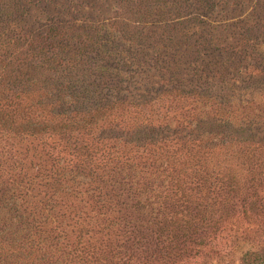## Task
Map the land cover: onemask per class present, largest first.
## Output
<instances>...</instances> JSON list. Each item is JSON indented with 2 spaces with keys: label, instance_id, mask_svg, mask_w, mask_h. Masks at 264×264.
I'll use <instances>...</instances> for the list:
<instances>
[{
  "label": "rangeland",
  "instance_id": "obj_1",
  "mask_svg": "<svg viewBox=\"0 0 264 264\" xmlns=\"http://www.w3.org/2000/svg\"><path fill=\"white\" fill-rule=\"evenodd\" d=\"M1 5L8 14L0 23V98L33 83V75L38 81L21 105L0 110V120L12 114L11 128L28 120L46 125L49 109L39 104L68 81L73 94L89 90L80 103L97 100L88 86L94 82L103 95L127 85L132 95L116 91L125 103L89 134L56 127L22 140L0 130V264H239L264 250V51L249 46L264 44V27L250 31L261 17L264 23V0ZM239 18L244 50L229 26ZM35 38L66 67L47 60L40 67L38 52L28 56ZM80 42L76 51L67 46ZM22 59L37 69L29 73ZM101 69L114 78H100ZM245 71L258 77L242 90L234 81L246 82ZM113 125H146L171 139L138 147L133 136L111 140ZM186 134L207 136L173 140Z\"/></svg>",
  "mask_w": 264,
  "mask_h": 264
},
{
  "label": "trees",
  "instance_id": "obj_2",
  "mask_svg": "<svg viewBox=\"0 0 264 264\" xmlns=\"http://www.w3.org/2000/svg\"><path fill=\"white\" fill-rule=\"evenodd\" d=\"M183 8H185V7H183ZM259 8H260V6H258V9ZM0 10H1L0 23L3 24V21L4 22L7 21V20L3 19V17H2L3 14L4 15L8 14L6 6L4 7V5H1V9ZM17 10H18V8H17ZM262 10H263V8H261V11ZM22 14H23V12H22ZM257 16H259V14H256V17ZM262 18L263 17L260 18V21L262 20ZM230 20L231 19H228V21H230ZM238 20H240V18L237 19V20H234L235 21L234 23L230 21L229 22L230 23L229 26H231V28L235 30V35H237V41L238 42H237L236 45L241 44L240 46H237V47L240 48V50H244V47L242 46V42L247 43L249 41H247L244 38H242L241 40H238V39L241 38V37H239V35L243 36L241 34H244V33L241 32V30H243V27H241L240 25L245 20L241 19L240 22H238ZM260 21L257 20L256 21L257 22L256 25H253L250 28V31L253 32V31L259 30L260 28H263L264 27V23L261 25ZM51 22H53V21H49V23H51ZM182 22L185 23L184 21H182ZM155 27L162 29V31H164V32L166 31V30L163 29L162 25H159V26L155 25ZM50 28H51V30H50L51 33L56 34L59 31V33L61 35V30L58 29L57 27H54V26L50 25ZM237 29H238V31H237ZM29 32L25 31L24 34H29ZM20 37H21V39L23 38L26 41L29 36L24 35V36H20ZM180 37H182V36H180ZM21 39H18V40H21ZM235 40H233V41H235ZM32 42L35 43L33 45L34 48H32L33 50H31L29 48V51L27 49V51L29 53H31L28 56L32 55L34 57L35 56V52L36 53L38 52L40 55H36V56H40V60H38L40 62V67L41 66H45L47 63H49V62H45L46 60L54 62L55 64H57V67L58 66L66 67L65 61H63V59H59L57 57L56 53L54 54V56L48 55V54H50L51 51L48 48L44 49V46H46V44L38 42L37 38H35L32 41H30L29 44H31ZM260 44H252V43L249 42V46L257 48L258 52L264 51V46H263L264 44L263 43H260ZM26 45H27V43H26ZM67 46L69 47V49L74 48V50H72V51H76L77 50L76 47H78V50H79V48L82 49V47H83L81 42L80 43H76L74 46H70V45H67ZM52 47L54 49H51V50L57 49V46H55L54 44L52 45ZM97 47L100 48L99 45H97ZM240 50H239V52H240ZM2 51L4 52V50L0 49V52H2ZM242 55H243V51L239 53V56H242ZM0 57L5 58L6 56L0 54ZM61 57H62V55H61ZM150 59L151 60L154 59V62H156V63H158L156 60H159V58H156L155 56H152ZM250 59L252 60V64L249 62L248 65L251 64L252 66L256 67L257 65H255V63L253 61L254 58H250ZM8 60L12 61V60H14V57L11 56V57H9ZM22 60L24 62H22ZM22 60H21V62H18V63L20 65H22L23 68H25V70L28 71L29 73H31L35 69H37L33 65H26V64H29V63H27V61H25V59H22ZM125 60L128 61L126 58H125ZM247 60H249V59H247ZM171 61L175 62L173 59H171ZM2 62L4 64L6 63L3 60H2ZM2 62H0V63H2ZM162 62L165 65H171L172 64V62H170L168 59H165L164 61L162 60ZM124 63L126 65H128L125 61H124ZM149 68H153V67H149ZM176 69H175V73L172 72V70L168 71L167 68H160V69L157 70V72L158 73L165 72V73L171 75V77H172L173 75L176 76L177 74H179V70H176ZM100 72H101L100 75H99L100 78L106 77L108 79L110 77L109 80L114 78V76L112 74H110L109 72L105 73L104 70H102V69H101ZM142 72L143 71L133 72V73H136V74L137 73H141L142 74ZM146 74H147V72H146ZM245 74H246V77H245L246 82H244L245 84L244 83L243 84L242 83L239 84L238 79L234 81L235 84L239 85V89H242V90H244L247 85L250 86V84L253 83L256 80L255 78L258 77L256 75L254 76L253 73L251 74L250 71L249 72L245 71ZM152 75L155 76V73H153ZM157 76L161 79V75H157ZM137 79L138 80H136V82L139 83L141 80H143V76H140ZM32 81H33V83H31L28 86H22V87H17L16 86V88H15L16 91L12 90L10 95L5 96L4 98H0V108H1L0 110H2L4 108H10L11 106L12 107H18L19 104L21 105L23 99L31 94V91H28L27 89H29V88H31L33 86H37V83H36L37 80H36L35 75L32 76ZM134 84H136V83L134 82ZM88 86L93 90L92 95H94V97L97 96V100L95 102L93 101L91 103H80V97H83V96L85 97L89 93V90L85 89V93L80 92L78 95L77 94H73V93H71L72 90H73V84H72L71 81H68L64 85H61L60 87H57L55 89V92H53L52 94H51V92L49 93L50 97H51L50 100L42 102V103L39 104V107L42 110H45L47 108L49 109L48 114H47L49 122L46 123V125H44L42 128H40V126L43 125V124L40 125V122H33L31 120H28L25 123L20 124L21 130H15L16 128H14V127L11 128L10 127V124H14L15 123V121L11 119V117H13V116H12V114L10 115V112H7L6 113L7 117L6 118L4 117L5 118L4 120H0V130H5V131H9V132L13 131V132L17 133V136H19V138H21L22 140H27V139L28 140H40L41 138H43V136L55 133L56 132L55 131L56 127L62 128V129H66L68 127H72V129H75V130H78V131L83 130V133L89 134V133L93 132V130L98 125V123L100 122L101 119L107 118L113 112L116 113L118 111V109L121 108V106H123V104L125 103V101H123L121 99H118V97L114 94L116 91L121 90L123 92L125 91L128 96L132 95V90H131L130 85H127V87H123L122 86L120 89H115V90L112 89L113 86H110L109 88H107V93H109V94H106V95H103L101 93V88L102 87H100V85L98 83L94 82V84H89ZM168 86H170L172 89H174L175 87H177L179 85L170 83ZM139 87H141V85H139ZM142 87H144V86H142ZM140 89L141 88H137L136 90L140 91ZM174 90H169L167 92V94L172 93ZM242 90H239V91H242ZM176 91H178V90H176ZM111 97H113V98L116 97V99L112 100ZM65 102H67L69 104V107H68L67 111L62 112L60 110V107ZM62 106H64V105H62ZM145 126L146 125H142V126H128V125H124V130H123L122 128H118V127L116 128V126L113 125L110 128L115 130V131L112 133L113 136L110 135V138H111V140L112 139H116L117 137L122 139V137L125 135L123 137V140L128 141V137L133 136V138H137L136 142H135V145L138 146V147H142V146L145 147L147 145H153L154 146V145H159V144L164 145V143L169 142V138L171 139V137H169V135H165V134H161V133L155 134L154 131L147 129V127H145ZM141 130H143V132H141ZM171 133L174 134V135H178V134L173 133V132H171ZM114 135H116L117 137L114 136ZM206 136L207 135H205V136H203L201 138V137L195 136L193 134H186L182 138L180 137V138H176V139H173V140L195 143V142H201L200 140L204 139ZM108 145L110 146V148H115L114 144H108ZM14 205H15V203H14ZM14 209L17 210V207L14 206ZM239 264H264V250H262L260 252H254L252 254H249L248 257H246V260L241 262V263H239Z\"/></svg>",
  "mask_w": 264,
  "mask_h": 264
}]
</instances>
